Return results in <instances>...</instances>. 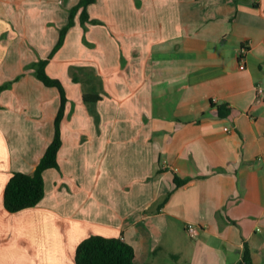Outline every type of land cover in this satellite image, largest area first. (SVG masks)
<instances>
[{"label":"crops","instance_id":"1","mask_svg":"<svg viewBox=\"0 0 264 264\" xmlns=\"http://www.w3.org/2000/svg\"><path fill=\"white\" fill-rule=\"evenodd\" d=\"M79 1L0 0V264H75L91 235L122 238L135 264H238L245 243L264 264V0H96L87 13L103 24L86 31L77 12L45 67L67 99L59 168L37 205L4 208L61 102L24 68L47 58ZM74 64L96 72L75 81Z\"/></svg>","mask_w":264,"mask_h":264},{"label":"trees","instance_id":"2","mask_svg":"<svg viewBox=\"0 0 264 264\" xmlns=\"http://www.w3.org/2000/svg\"><path fill=\"white\" fill-rule=\"evenodd\" d=\"M96 0H80L78 4L70 9L69 23L60 30V37L58 43L54 47V52L63 43L66 32L74 24V18L78 11H80V22L85 25L87 23L97 24L101 21L97 19H90L87 13V7L94 4ZM49 63V59L40 60L31 64L29 67L32 68L33 74L37 79L42 81L45 87H54L59 91L61 102L59 106L58 113L54 122V138L52 142L47 146L44 155L38 161L32 174H25L21 172H14L10 179L7 181L5 191H4V208L10 212L14 213L17 211H22L29 207H33L42 201L44 198V185H43V173L50 168H59L58 161V151L62 142L60 122L64 119V104L67 101L63 85L59 79L50 77L46 71L45 67ZM74 75V73H73ZM76 81L77 76H72ZM8 85H1L0 91L5 90ZM98 94H85V103H95L99 100ZM90 111L95 116L98 121V115L93 113V109ZM218 111L220 115H223L226 111L224 106H219ZM175 187H181L189 182V179H179L175 176ZM171 192L167 193L160 205L162 206L167 202ZM135 253L132 246L125 243L122 238L118 237H103L99 235H91L81 241L76 246L75 251V264H135ZM238 264H252L251 251L247 243L243 245L241 252L240 262Z\"/></svg>","mask_w":264,"mask_h":264},{"label":"rangeland","instance_id":"3","mask_svg":"<svg viewBox=\"0 0 264 264\" xmlns=\"http://www.w3.org/2000/svg\"><path fill=\"white\" fill-rule=\"evenodd\" d=\"M78 4V3H77ZM61 5V4H60ZM76 5V4H75ZM74 5V6H75ZM62 7H64V5H61ZM71 8H73V7H71ZM71 8H69V9H67V13H68V21H69V15H70V9ZM79 12V19H80V11H78ZM77 14V13H76ZM69 23V22H68ZM74 23H75V20H74ZM87 24H92V23H87ZM97 24H103V23H97ZM66 25H67V23H66ZM66 25H64L63 27H65ZM74 25V24H73ZM80 25L82 26V28H83V30L84 31H86V27H85V25L83 24H81V22H80ZM95 25V24H94ZM63 27H61L59 30H58V40H57V42L56 43H58V41H59V37H60V30L63 28ZM71 28V27H70ZM69 28V29H70ZM67 33V32H66ZM66 36V35H65ZM65 42V38H64V41H63V43ZM56 43L54 44V46H53V48L51 49V51H50V53L48 54V56H47V58H39L36 62H38V61H40V60H42V59H44V60H47V59H49V62H51V60L55 57V54L58 52V50L60 49V47L62 46V44L63 43H61V45H60V47L54 52V47H55V45H56ZM83 45H84V47L85 48H87V49H92V43H88L87 42V40L83 37ZM33 63H35V62H33ZM33 63H31V64H33ZM31 64H29V66L31 65ZM29 66H26L25 68H24V70H27V69H32L31 67H29ZM91 66V67H90ZM90 66H83V65H81V64H74V65H70L69 67H68V69H67V71H68V73H69V75H70V77H72V76H77V78L78 77H80L82 74L83 75H87V74H93L94 72H96V70L94 69L95 67L94 66H92V65H90ZM85 67H88L87 69L85 68ZM69 68H72V69H69ZM73 73H74V75H73ZM95 122H97V120H95Z\"/></svg>","mask_w":264,"mask_h":264},{"label":"built area","instance_id":"4","mask_svg":"<svg viewBox=\"0 0 264 264\" xmlns=\"http://www.w3.org/2000/svg\"><path fill=\"white\" fill-rule=\"evenodd\" d=\"M244 51H245V48L241 47L240 48V56H239V58L242 57V55H243L242 53H244ZM244 67H245V64H244V62L241 61V64L239 65V68L242 70ZM257 94H260V95L262 94L261 88L257 89ZM224 130L227 131L228 128H224ZM186 232H187V234L190 237H193L195 235V233H196V228L194 226H189V227H187Z\"/></svg>","mask_w":264,"mask_h":264},{"label":"bare ground","instance_id":"5","mask_svg":"<svg viewBox=\"0 0 264 264\" xmlns=\"http://www.w3.org/2000/svg\"><path fill=\"white\" fill-rule=\"evenodd\" d=\"M245 47V46H244ZM247 51V50H246ZM239 53V52H238ZM239 56H240V54H239ZM244 61V60H243Z\"/></svg>","mask_w":264,"mask_h":264}]
</instances>
